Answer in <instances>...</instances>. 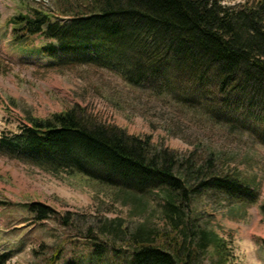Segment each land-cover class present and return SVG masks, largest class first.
Here are the masks:
<instances>
[{
  "label": "trees",
  "instance_id": "1",
  "mask_svg": "<svg viewBox=\"0 0 264 264\" xmlns=\"http://www.w3.org/2000/svg\"><path fill=\"white\" fill-rule=\"evenodd\" d=\"M85 7L87 11L70 3L58 14L32 6L8 24L20 45L44 38L38 52L54 64L116 69L129 82L166 89L216 122L250 132L264 143V0H93ZM0 151L56 174H81L136 193L166 189L168 206L180 214L176 201L189 200L201 189L219 191L234 202L259 199L258 189L238 172L209 174L192 188L188 176L204 168L194 167L196 153L184 156L156 145L151 136L103 122L79 104L46 117L28 112L18 131H2ZM213 156L211 152L206 160L209 169ZM26 212L36 221L75 224L70 213L61 215L41 202L28 203ZM178 225L173 223L177 231ZM199 233L201 248L215 242L221 253L218 264H229L227 241L204 228ZM163 235L135 234L130 257L118 264H195L197 252L186 250L183 239L167 241ZM89 247L88 264H111L109 254L119 258L122 252L98 241ZM64 251L55 247L45 264H57ZM66 264L85 263L78 257Z\"/></svg>",
  "mask_w": 264,
  "mask_h": 264
},
{
  "label": "rangeland",
  "instance_id": "2",
  "mask_svg": "<svg viewBox=\"0 0 264 264\" xmlns=\"http://www.w3.org/2000/svg\"><path fill=\"white\" fill-rule=\"evenodd\" d=\"M92 1L0 0V134L18 131L28 112L46 117L79 104L103 122L151 136L156 145L184 156L196 153L194 167L204 168L188 176L192 188L209 174L238 172L258 189L259 199L234 202L219 191L201 189L189 200L176 201L180 214L168 206L166 189L136 193L81 174H56L0 151V264H45L55 247L61 246L65 251L57 264L78 257L88 264L92 241L122 248L119 258L111 254L107 258L118 264L130 257L134 235L147 232L164 234L167 241L183 239L186 250L197 252L195 264H218L221 253L216 243L200 246L202 228L227 241L229 264H264V143L250 132L216 122L166 89L158 92L131 83L116 69L91 63L54 64L38 52L44 38L36 36L31 46L20 45L8 24L32 6L61 14L70 3L87 11L85 6ZM211 152L216 156L209 169L206 160ZM186 167H181L183 173ZM31 202L50 205L61 215L70 213L75 224L36 221L26 212ZM173 223L181 230L174 229Z\"/></svg>",
  "mask_w": 264,
  "mask_h": 264
}]
</instances>
